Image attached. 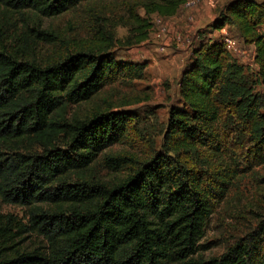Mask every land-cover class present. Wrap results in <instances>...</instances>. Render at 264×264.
I'll list each match as a JSON object with an SVG mask.
<instances>
[{
  "label": "trees",
  "instance_id": "16d2710c",
  "mask_svg": "<svg viewBox=\"0 0 264 264\" xmlns=\"http://www.w3.org/2000/svg\"><path fill=\"white\" fill-rule=\"evenodd\" d=\"M99 1L0 0V200L27 210L25 223L0 214V264H264V217L219 256L199 255L215 206L238 175L224 158L232 144L219 126L224 118L225 125L234 122L225 110L250 140L233 160L246 168L264 164V93L254 92L222 39L194 52L179 83L182 106L170 108L158 151L141 163L106 155L115 172L129 168L113 183L70 182L126 139L134 116L68 117L65 105L88 102L118 79L139 78L145 66L118 61L111 48L120 40L103 28L93 49L38 62L27 56L25 37L12 39L5 19L53 39L44 20ZM186 2L109 6L130 27L124 43L133 46L148 39L152 16L170 19ZM263 25L264 2L257 0L228 1L212 24L215 31L233 28L255 46L256 84L264 86Z\"/></svg>",
  "mask_w": 264,
  "mask_h": 264
},
{
  "label": "rangeland",
  "instance_id": "374dc122",
  "mask_svg": "<svg viewBox=\"0 0 264 264\" xmlns=\"http://www.w3.org/2000/svg\"><path fill=\"white\" fill-rule=\"evenodd\" d=\"M114 1L93 2L74 12L44 20L42 29L51 30V40H44L41 35L38 37L31 31H25L26 26L13 18L5 19V28L12 39L17 38L16 35L18 38L25 37L22 45H26L27 56L38 62L50 63L76 50L93 49L97 44L96 34L103 28L104 33L111 32L114 40H120L111 48L118 61L145 66L139 78L118 79L105 86L88 102L65 105L64 113L68 117L78 115L91 118L108 112H131L134 116L126 139L105 149L86 171L74 173L71 183L77 180L113 183L125 176L129 168L124 167L122 171L115 172L104 162L106 155H125L141 163L162 147L170 108L182 106L179 85L181 76L193 64L197 48L209 41L223 40L221 31L213 30L212 24L230 0H213L209 12L198 16L192 13V9L202 4L183 7L171 19H161L154 15L148 39L133 46L124 43L131 35L130 27L112 15L117 12V8L109 6ZM139 13L143 15L141 9ZM260 30L264 34V25ZM227 34L233 44H224L225 52L233 62L242 66L254 92L264 93V86L256 84L258 68L255 63V46L244 42L233 28L227 27ZM223 115H230L234 120L225 125L224 118L219 128H223L227 140L232 144L224 155L226 164L236 169L238 175L225 199L215 206L201 241L206 250L199 255L206 259L219 256L239 238L253 231L264 217V164L246 168L238 159L237 162L233 160L237 158L240 149L249 145L250 140L243 129L236 130L239 121L229 111L225 110ZM126 163L131 164L130 161ZM0 214H13L19 221L27 222V210L17 204L0 200Z\"/></svg>",
  "mask_w": 264,
  "mask_h": 264
},
{
  "label": "built area",
  "instance_id": "2783aa9c",
  "mask_svg": "<svg viewBox=\"0 0 264 264\" xmlns=\"http://www.w3.org/2000/svg\"><path fill=\"white\" fill-rule=\"evenodd\" d=\"M213 0H187L186 4L184 5V7H191L193 5H196V4H202V5H207V6H211L213 4L212 2ZM227 27L228 26H224L222 29H220L221 33H222V36L224 37L223 40H224V43L226 45H232L233 44V40L228 36L227 34ZM163 28V31L165 30L164 27Z\"/></svg>",
  "mask_w": 264,
  "mask_h": 264
},
{
  "label": "crops",
  "instance_id": "0c3cea01",
  "mask_svg": "<svg viewBox=\"0 0 264 264\" xmlns=\"http://www.w3.org/2000/svg\"><path fill=\"white\" fill-rule=\"evenodd\" d=\"M184 7V6H183ZM199 7V8H198ZM196 8H193L192 9V13H195L196 16L200 15V14H205V13H208L209 10H210V6H207V5H201V6H198ZM174 18V17H173ZM171 19V18H170Z\"/></svg>",
  "mask_w": 264,
  "mask_h": 264
}]
</instances>
